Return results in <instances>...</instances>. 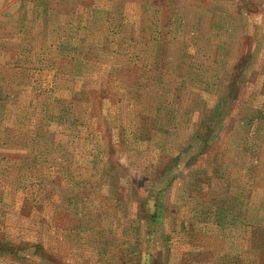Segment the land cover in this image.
Listing matches in <instances>:
<instances>
[{"label": "rangeland", "instance_id": "1", "mask_svg": "<svg viewBox=\"0 0 264 264\" xmlns=\"http://www.w3.org/2000/svg\"><path fill=\"white\" fill-rule=\"evenodd\" d=\"M0 264H264V0H0Z\"/></svg>", "mask_w": 264, "mask_h": 264}]
</instances>
